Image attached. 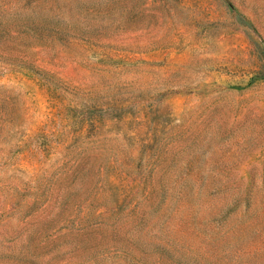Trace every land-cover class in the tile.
Listing matches in <instances>:
<instances>
[{
  "label": "rangeland",
  "instance_id": "1",
  "mask_svg": "<svg viewBox=\"0 0 264 264\" xmlns=\"http://www.w3.org/2000/svg\"><path fill=\"white\" fill-rule=\"evenodd\" d=\"M0 264H264V0H0Z\"/></svg>",
  "mask_w": 264,
  "mask_h": 264
}]
</instances>
